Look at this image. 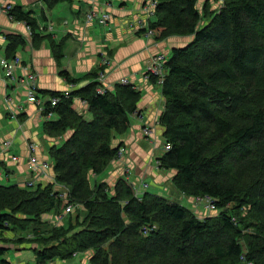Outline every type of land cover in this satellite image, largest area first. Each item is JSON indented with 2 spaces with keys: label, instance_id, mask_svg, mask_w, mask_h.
Segmentation results:
<instances>
[{
  "label": "trees",
  "instance_id": "obj_1",
  "mask_svg": "<svg viewBox=\"0 0 264 264\" xmlns=\"http://www.w3.org/2000/svg\"><path fill=\"white\" fill-rule=\"evenodd\" d=\"M60 1L47 0L49 6ZM217 1L214 7L210 0H151L155 20L139 32L150 31L157 41L191 38L173 47L169 58L163 53L166 104L159 122L168 148L158 164L174 171L172 183L182 195L211 199L218 214L201 219L172 198L138 194L125 177L114 185L92 181L119 158L123 143L113 141L131 127L142 97L132 82L99 93L101 65L80 87L81 80L67 75L74 86L68 96L37 90L46 98L45 133L61 140L50 156L69 200L53 182L0 183V264H17L6 257L11 246L5 232L24 233L29 225H37L30 241L34 264H74L82 253L89 264H264V0ZM8 13L23 20L35 39L28 12L15 5ZM23 41L11 37L8 54ZM53 97L59 98L55 105ZM77 99L91 118L74 107ZM2 167L0 161V172ZM68 204L76 209L67 225L38 229L56 221ZM16 240L26 243L25 235Z\"/></svg>",
  "mask_w": 264,
  "mask_h": 264
},
{
  "label": "crops",
  "instance_id": "obj_2",
  "mask_svg": "<svg viewBox=\"0 0 264 264\" xmlns=\"http://www.w3.org/2000/svg\"><path fill=\"white\" fill-rule=\"evenodd\" d=\"M150 1L62 0L49 6L47 0H15V5L28 12L36 22L37 35L33 39L29 26L7 13L5 0H0L1 184L6 180L22 186L29 180L35 181L36 185L48 184L55 177L53 167L45 170L43 175L31 168V144L36 146L32 155L41 164L45 160L51 161L50 148L61 140L45 133L47 117L36 102L28 99L32 86L30 75H36L39 89L64 92L73 87L68 76L82 81L78 87L88 83L93 71L101 66L103 57L107 55L111 60L107 71L108 83L114 85L122 78H129L141 91L142 97L138 103L139 115L132 114L129 130L118 134L113 141L114 145L123 143L129 152L124 159L113 160L104 173L92 175L91 179L114 185L119 178L129 179L128 172H132L138 183L143 180L149 184L143 192L163 195L160 192L163 190L160 188L161 177L166 176L168 170L157 166V163L168 148L164 127L159 122L166 103L162 84L147 78L145 70L152 55L161 52L169 58L172 48L183 45V41L175 38L157 41L153 35L139 32L155 20L144 10ZM90 10L109 13L110 18L106 23L97 18L89 20L87 14ZM11 37H21L24 41L9 55L7 49ZM16 56L21 59L15 70L16 78H8L1 61ZM74 107L89 116L88 106L82 100L77 99ZM146 125L153 127L155 134L144 135ZM71 133L69 131L67 136ZM7 140L11 141L9 149L4 146ZM14 155L17 160L13 159ZM173 190L178 192L175 186ZM173 192L170 198L184 199L180 192ZM61 262L57 260L53 264ZM83 264H89L88 260Z\"/></svg>",
  "mask_w": 264,
  "mask_h": 264
},
{
  "label": "rangeland",
  "instance_id": "obj_3",
  "mask_svg": "<svg viewBox=\"0 0 264 264\" xmlns=\"http://www.w3.org/2000/svg\"><path fill=\"white\" fill-rule=\"evenodd\" d=\"M202 2L203 1H205V0H201ZM210 2H211V4L214 6V7H216V6H218V4H219V2L217 1V0H210ZM185 38H183V39H181L183 42V45L186 43V42H188V41H190L191 40V38L190 37H186V39L184 40ZM172 40V39H171ZM174 40V39H173ZM182 46V45H181ZM158 53H161V52H157V53H155L154 55H156V54H158ZM153 56V55H152ZM106 57L107 58H109V61H110V63H111V60H110V57L109 56H107L106 55ZM110 63L109 64H106V65H104V71H109V68H110ZM149 63V62H148ZM148 65V64H147ZM108 74V73H107ZM108 76V75H107ZM157 82L158 83H160V84H162L161 82H160V79L157 77ZM121 80V79H120ZM107 83L109 82V81H106ZM106 86L109 88L110 86H112V85H110L109 83L108 84H106ZM134 114H137V115H139V113H138V111L136 112V113H134ZM88 118H91V115H89L88 116ZM143 133H144V135H147V136H150V135H152V134H155V132H154V128L153 127H150V126H148V125H146L144 128H143ZM122 148H123V150H122V154L119 156V158H117V159H120V158H122V159H124L125 158V156L127 155V153L129 152L128 151V148L125 146V145H122ZM127 163V162H126ZM128 164V163H127ZM157 166H159L158 165V163H157ZM129 166H127V168H128ZM126 168V169H127ZM129 173V175L131 176L129 179H128V181H130L133 185H134V187L136 186L137 188H138V191H140L139 192V194H141L145 189H146V187H148V183L147 182H145V181H141L140 183H138V181L137 180H134V177H133V175L130 173V172H128ZM166 173V176H164V177H161L162 179V181H161V184H160V182H159V184L161 185L160 186V188H163V190H161L160 192L165 196V197H167V198H170V194L174 191L173 190V183L170 181L171 179L170 178H172V176H173V174H174V171H169L168 170V172H165ZM3 181H4V179H3ZM4 182H6L5 184H12L13 182H11V181H4ZM59 186H60V188H62L61 186L62 185H60L59 184ZM179 192V191H178ZM177 191H174L173 193L175 194V193H178ZM184 199H182V200H180L179 202H181V203H183L184 205H186V207H188L190 210H192V211H194V212H196V214H199V216H202L201 217V219H204L205 217H209V216H216L217 214H218V212H219V210L217 209V208H215V209H213V210H211V209H208V206L210 205L207 201H199V200H194V199H192V198H187V197H183ZM188 200H187V199ZM187 202H189V203H187ZM191 206V207H190ZM233 206L234 207H236V205L235 204H233V205H230V208H233ZM76 209V208H75ZM74 209V210H75ZM208 210H210V211H208ZM234 211V210H233ZM62 214V215H61ZM243 215H247V213H242ZM54 215V214H53ZM52 214H47V215H45V217L46 218H49V219H51L52 218V216H53ZM61 215V216H60ZM248 216V215H247ZM56 217H59V220H58V222H56V221H51V220H48V221H50V222H47V223H45L44 225L42 224V227H40V228H38V229H40V231H43L42 229H44V228H47V227H55V226H59V225H67V219H68V214H64V210H63V208H62V213H58L57 214V216ZM237 218V217H236ZM247 218V221H250V218L249 217H246ZM238 220H239V217H238ZM37 225H29V227H26V230H24V233H21V231L20 230H16V231H7V232H5V237H7L6 238V241L8 242V245H10L11 246V248L7 251V253H6V257L9 259V260H11L13 263H17V264H34L35 262H36V260H37V255H36V252H35V250L32 248L33 246H35L34 244H33V242H30L31 240H32V238H34V235H33V228L34 227H36ZM45 233H48V231H44ZM25 235V237H26V243H25V245L23 244V245H20V244H17L16 245V242H18L17 240H16V237L17 236H19L20 237V235ZM18 245H20V246H18ZM24 246H26V248H22V247H24ZM21 247V248H20ZM85 260H87V258H86V256H85V254H79V255H77L76 256V258L75 259H73V263L74 264H83V261H85Z\"/></svg>",
  "mask_w": 264,
  "mask_h": 264
},
{
  "label": "built area",
  "instance_id": "obj_4",
  "mask_svg": "<svg viewBox=\"0 0 264 264\" xmlns=\"http://www.w3.org/2000/svg\"><path fill=\"white\" fill-rule=\"evenodd\" d=\"M156 4L151 2L149 5L145 6L144 10L150 15L152 14V7H154ZM15 6V0H5L4 3V10L8 13V11L10 9H12ZM87 17L89 20L98 18L99 21L101 23H106L109 18H110V14L109 13H101L97 10H90L89 13L87 14ZM149 35L151 34V32L149 31L148 33ZM166 56L163 53H158L156 55H153L150 59V62L148 63L147 67H146V72L150 73L151 75H156L159 77L160 82L162 81L164 75H165V68H164V63L166 62ZM21 63V59L19 57H14L13 59H3L1 61V67L3 68V70L5 71L6 77L8 78H12L15 79L16 78V68L17 66H19ZM109 58H107L106 56L103 57L102 59V64L101 65H106L109 64ZM31 82H32V86L29 88V93H28V99L29 101H33L36 102L38 104L39 109L42 111L44 110V100H42L41 98H39L37 96V90L38 88V84L35 81L36 80V75L35 74H31ZM149 74H148V78H149ZM98 81L101 83V85L97 88V91L99 93H104L106 91V89L108 88L106 86V84H108L107 81V72L106 71H101L99 76H98ZM119 82L123 83V84H129L131 83L129 78H122ZM162 83V82H161ZM74 89L73 87H70V89L64 91L65 95L68 96L70 91ZM51 103L53 105L56 104L57 101H59V98H51ZM4 146L7 147V149H9L11 147V141H5L4 142ZM36 146L35 144H31L30 145V150L32 151L31 153V168L34 171H41V175H43L44 173H46L45 170H49L51 167H53L52 165V161L49 160H45L43 161L41 164L39 162H37V158L32 155L34 153ZM122 150L123 148H121L120 152H119V156L122 154ZM14 160H17L18 157L17 156H13ZM53 183H56V176L53 179ZM133 185V184H132ZM23 186H36L35 181L33 180H29L24 182ZM56 189H58L59 184L56 183L55 184ZM62 188H59L58 191L60 192V196L62 199L65 200V202H68L69 200V188L62 185ZM134 187V185H133ZM135 191L139 194L140 191H138V188L135 186L134 187ZM203 201H207L210 205L208 206V209H215L216 206L213 203V201L211 199H204ZM75 204H68L64 210V214H68L70 212H72L75 209ZM210 211V210H208ZM62 215V214H61ZM60 215V216H61ZM56 222H58L59 217H56Z\"/></svg>",
  "mask_w": 264,
  "mask_h": 264
},
{
  "label": "bare ground",
  "instance_id": "obj_5",
  "mask_svg": "<svg viewBox=\"0 0 264 264\" xmlns=\"http://www.w3.org/2000/svg\"><path fill=\"white\" fill-rule=\"evenodd\" d=\"M59 91V90H58Z\"/></svg>",
  "mask_w": 264,
  "mask_h": 264
}]
</instances>
